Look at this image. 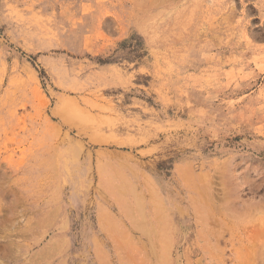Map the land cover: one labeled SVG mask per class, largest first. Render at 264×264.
I'll return each mask as SVG.
<instances>
[{
    "label": "rangeland",
    "instance_id": "1",
    "mask_svg": "<svg viewBox=\"0 0 264 264\" xmlns=\"http://www.w3.org/2000/svg\"><path fill=\"white\" fill-rule=\"evenodd\" d=\"M0 264H264V0H0Z\"/></svg>",
    "mask_w": 264,
    "mask_h": 264
},
{
    "label": "bare ground",
    "instance_id": "2",
    "mask_svg": "<svg viewBox=\"0 0 264 264\" xmlns=\"http://www.w3.org/2000/svg\"><path fill=\"white\" fill-rule=\"evenodd\" d=\"M252 11V10H251Z\"/></svg>",
    "mask_w": 264,
    "mask_h": 264
}]
</instances>
